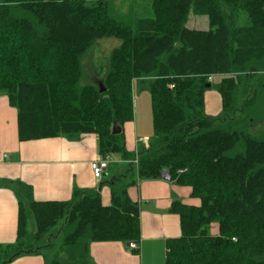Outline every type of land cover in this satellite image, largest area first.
<instances>
[{"label":"trees","instance_id":"trees-1","mask_svg":"<svg viewBox=\"0 0 264 264\" xmlns=\"http://www.w3.org/2000/svg\"><path fill=\"white\" fill-rule=\"evenodd\" d=\"M151 9L152 17L126 20L107 0H0V92L16 109L19 141L94 134L99 153H120L135 177L108 182L107 206L94 188L36 201L22 184L27 201H18L15 242L0 244L1 264L24 254L93 264L90 242L139 244V208L128 189L136 179H161L163 169L191 199L170 205L180 235L166 240L165 264H264V138L250 132L259 122L255 104L264 102V0H151ZM238 11L246 25L235 23ZM190 12L206 16L209 28H188ZM103 38L119 45L100 91L80 80L82 58ZM214 76L219 116L204 111ZM134 80L149 90L154 129L136 164L124 134L134 120ZM52 233L61 244L49 260L41 250Z\"/></svg>","mask_w":264,"mask_h":264},{"label":"crops","instance_id":"crops-1","mask_svg":"<svg viewBox=\"0 0 264 264\" xmlns=\"http://www.w3.org/2000/svg\"><path fill=\"white\" fill-rule=\"evenodd\" d=\"M110 9L122 15L137 17L131 7L135 0H107ZM112 1V3H111ZM123 16V15H122ZM97 69H99L97 67ZM139 80L133 81V89ZM134 131L135 147L138 150L147 144V139L137 137L138 129L133 122L124 128L125 144ZM148 137V136H145ZM140 144V145H139ZM104 157L99 153L94 134L81 135L74 139L65 136L55 138L19 141L17 137V112L9 105L7 96L0 94V244L15 242L17 228L18 201L26 202L24 184L31 188L36 201H65L71 198L74 189L94 188L99 191L103 205L110 204V187L99 184L121 176L126 183L132 171L129 161L117 160L118 169L110 176L107 167L100 178H95L90 162ZM133 176V175H132ZM128 182V181H127ZM189 189L164 179L137 180L128 189L132 201L139 208L140 242L138 252L119 241L90 242L88 259L94 264H165V243L168 238L180 235L179 218L169 211L174 200L190 203ZM8 264H45L39 254H24Z\"/></svg>","mask_w":264,"mask_h":264},{"label":"rangeland","instance_id":"rangeland-1","mask_svg":"<svg viewBox=\"0 0 264 264\" xmlns=\"http://www.w3.org/2000/svg\"><path fill=\"white\" fill-rule=\"evenodd\" d=\"M112 3V1H111ZM135 7H131V10L134 11L137 17H152V9H151V0H135L133 2ZM129 12L119 14L115 12L113 9L111 13L113 16L118 18H124L129 20ZM235 23L237 25H246L248 23L247 15L243 11H238L235 14ZM186 26L188 28L194 29H207L209 28L208 19L204 15H195L190 12L186 21ZM119 45V40L116 38H103L98 40L95 45L84 55L82 58V68L83 75L80 80V84H100V81L104 75L106 70V65L108 63V57L110 51ZM97 67L99 69H97ZM219 76H214L211 79V87H207L204 92V111L209 116H219L221 114V99L219 93L216 91L214 85L219 81ZM2 92H0L1 94ZM133 100H134V120H133V128L135 130L138 129L137 137L145 138L150 140L153 137L154 129H153V117L151 110V98L150 93L147 86L143 85L138 88L137 82L135 84V88L133 89ZM264 102L260 101L255 104V107L259 110L257 115V120L254 124V127L250 129V132L254 135L260 136L264 138ZM134 131L130 135V139H127L126 147L130 144V147H135V136L133 135ZM148 136V137H145ZM140 145V144H139ZM236 149H240V147H236ZM107 155L108 161V175L110 176L113 172H116L117 160L121 159L120 153L110 152ZM103 176L99 180V184H103L104 186L109 185L104 183ZM135 177L129 175L127 181L134 180ZM121 183H119L120 185ZM118 185V186H119ZM58 223L57 226H59ZM28 229L34 231V223L32 218L28 221ZM50 246H46L42 248L41 252L50 260L53 258L54 253L58 251L59 246L61 244V234L60 233H52V237L50 240ZM1 264V263H0ZM94 264V263H93ZM144 264H148L147 260H145Z\"/></svg>","mask_w":264,"mask_h":264},{"label":"built area","instance_id":"built-area-1","mask_svg":"<svg viewBox=\"0 0 264 264\" xmlns=\"http://www.w3.org/2000/svg\"><path fill=\"white\" fill-rule=\"evenodd\" d=\"M107 155H105L104 157L102 158H99V159H95L93 161L90 162V169H91V172L93 174V176L95 178H100L105 170V168L107 167ZM132 164H136L137 163V156H135V159H133L131 161ZM129 246L133 249V250H136L139 248V244L136 243V242H131L129 244Z\"/></svg>","mask_w":264,"mask_h":264},{"label":"water","instance_id":"water-1","mask_svg":"<svg viewBox=\"0 0 264 264\" xmlns=\"http://www.w3.org/2000/svg\"><path fill=\"white\" fill-rule=\"evenodd\" d=\"M209 86H210V84L206 85V87H209ZM99 87H100V91L104 90V88H102V84L101 83L99 84ZM120 132H121L120 126L117 124V122H114L113 126H112V134H118ZM162 179L167 180V181L171 180V178H170V176H169V174H168L166 169L162 170ZM129 244L130 243H128L127 245H129Z\"/></svg>","mask_w":264,"mask_h":264}]
</instances>
